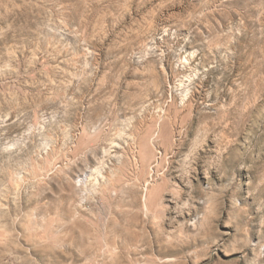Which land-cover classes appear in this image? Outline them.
I'll return each mask as SVG.
<instances>
[{
    "label": "rangeland",
    "instance_id": "374dc122",
    "mask_svg": "<svg viewBox=\"0 0 264 264\" xmlns=\"http://www.w3.org/2000/svg\"><path fill=\"white\" fill-rule=\"evenodd\" d=\"M0 264H264V0H0Z\"/></svg>",
    "mask_w": 264,
    "mask_h": 264
}]
</instances>
